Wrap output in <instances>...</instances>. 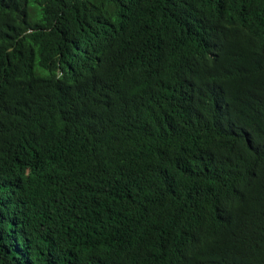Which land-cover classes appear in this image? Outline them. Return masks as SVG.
<instances>
[{
  "label": "trees",
  "instance_id": "16d2710c",
  "mask_svg": "<svg viewBox=\"0 0 264 264\" xmlns=\"http://www.w3.org/2000/svg\"><path fill=\"white\" fill-rule=\"evenodd\" d=\"M0 264H264V0H0Z\"/></svg>",
  "mask_w": 264,
  "mask_h": 264
},
{
  "label": "bare ground",
  "instance_id": "6f19581e",
  "mask_svg": "<svg viewBox=\"0 0 264 264\" xmlns=\"http://www.w3.org/2000/svg\"><path fill=\"white\" fill-rule=\"evenodd\" d=\"M223 13V12H222Z\"/></svg>",
  "mask_w": 264,
  "mask_h": 264
}]
</instances>
